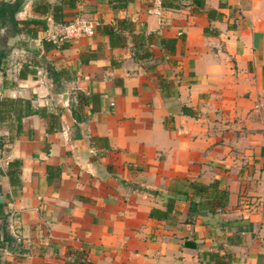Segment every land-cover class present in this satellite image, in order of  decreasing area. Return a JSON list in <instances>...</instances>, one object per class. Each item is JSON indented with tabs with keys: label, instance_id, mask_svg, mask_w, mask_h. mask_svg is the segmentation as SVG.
<instances>
[{
	"label": "crops",
	"instance_id": "1",
	"mask_svg": "<svg viewBox=\"0 0 264 264\" xmlns=\"http://www.w3.org/2000/svg\"><path fill=\"white\" fill-rule=\"evenodd\" d=\"M32 1L15 19L42 18ZM155 1L116 11L107 0H78L65 11L97 25L127 17L135 33L175 38L171 55L154 43L137 59L128 35L111 48L96 28L44 50L61 26L49 15L44 27L29 26L32 35L0 26V97L63 108L59 130L46 132L29 115L10 143L0 124V264H75L79 252L92 264H213L209 253L226 250L230 264H264V0L148 13ZM206 9L219 17L207 19ZM80 53L90 56L82 62ZM22 64L32 72L19 79ZM46 65L68 78L53 80ZM77 90L98 95L96 111L74 107L81 121L71 113ZM13 159L17 185L5 174ZM47 165L59 174L48 175ZM213 180L225 190L222 208L189 215L182 193ZM170 197L175 209L149 216ZM232 233L239 238L226 243Z\"/></svg>",
	"mask_w": 264,
	"mask_h": 264
},
{
	"label": "trees",
	"instance_id": "2",
	"mask_svg": "<svg viewBox=\"0 0 264 264\" xmlns=\"http://www.w3.org/2000/svg\"><path fill=\"white\" fill-rule=\"evenodd\" d=\"M23 0H13L12 2L0 1V26L9 28L11 35L24 33L32 35L33 29L30 25L36 26L41 25L44 27L46 20L45 16L49 15L52 22L55 24H66L71 13L65 11L66 8L70 9L76 5L78 0H59L57 3H49L47 0H34L31 4V10L41 16L42 18H26V19H15L14 15L19 10ZM131 0H107L113 10H123ZM191 6L193 12H199L204 8L203 0H160V6L166 9H179L185 6ZM207 19L211 20L214 17H219V13L215 9L205 10ZM96 31L100 34H104L108 38V44L111 48L121 47L125 45L127 35L130 37L133 47L135 48L134 55L137 59L148 58L149 46L156 43L165 54L174 53L175 38H167L155 35L153 33H135L134 23L127 17H115L113 24H100L97 25ZM22 46L25 41L21 39L17 40ZM44 50L55 48V45L45 41L42 45ZM63 45H60L62 48ZM141 50V53H138ZM89 54L80 53V61L84 62L89 58ZM46 71L49 76L54 80L56 78H68L67 72L63 69L55 71L49 65H46ZM31 69L26 65L22 64L17 77L19 79L25 78L27 73H31ZM157 84L160 88L165 90L167 95L171 93V84L163 76L156 75ZM4 83V81H3ZM76 106H71V113L75 121H81L85 118L83 114L75 113V108L78 106L89 105L90 111H96L98 108V95L95 93H84L80 90L75 91ZM75 107V108H74ZM63 111L60 106H55L49 109L47 106L33 105L28 98L23 97H0V124L3 125L6 131V142L10 143L15 137L23 132L22 119L29 115H37L45 122V131L52 132L59 130V117ZM184 111V107H182ZM187 112V111H185ZM0 142V146H1ZM19 164L16 159H13L7 163L5 174L11 185L19 184L17 171ZM46 172L48 175H58V167L47 165ZM187 201V212L190 215L196 214L200 211H207L214 213L223 206V198L225 196V190L220 188L218 181L213 180L209 184H191L189 191L182 193ZM176 199L170 197L165 203L163 210L151 208L149 216L153 218L163 219L166 217L172 209H175ZM239 238L237 233H232L225 237L226 243L234 244L233 240ZM75 264H92L85 259L82 253L75 254ZM231 252L226 250L221 254L217 252H210L209 258L213 264H230Z\"/></svg>",
	"mask_w": 264,
	"mask_h": 264
},
{
	"label": "built area",
	"instance_id": "3",
	"mask_svg": "<svg viewBox=\"0 0 264 264\" xmlns=\"http://www.w3.org/2000/svg\"><path fill=\"white\" fill-rule=\"evenodd\" d=\"M160 7V0H156L154 5L147 9V12L158 13ZM96 26L97 21L95 19H87L79 15L74 16L66 24L61 25L58 30L51 33L46 40L54 44L55 48H60V45L66 41L82 36H92Z\"/></svg>",
	"mask_w": 264,
	"mask_h": 264
},
{
	"label": "rangeland",
	"instance_id": "4",
	"mask_svg": "<svg viewBox=\"0 0 264 264\" xmlns=\"http://www.w3.org/2000/svg\"><path fill=\"white\" fill-rule=\"evenodd\" d=\"M43 64V63H42Z\"/></svg>",
	"mask_w": 264,
	"mask_h": 264
}]
</instances>
